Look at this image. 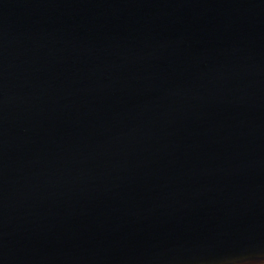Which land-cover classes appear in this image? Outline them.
Returning a JSON list of instances; mask_svg holds the SVG:
<instances>
[{
    "label": "water",
    "instance_id": "1",
    "mask_svg": "<svg viewBox=\"0 0 264 264\" xmlns=\"http://www.w3.org/2000/svg\"><path fill=\"white\" fill-rule=\"evenodd\" d=\"M0 264H264V0H0Z\"/></svg>",
    "mask_w": 264,
    "mask_h": 264
}]
</instances>
